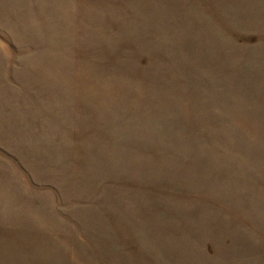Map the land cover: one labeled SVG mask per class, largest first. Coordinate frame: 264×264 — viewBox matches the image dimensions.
<instances>
[{"label":"rangeland","instance_id":"rangeland-1","mask_svg":"<svg viewBox=\"0 0 264 264\" xmlns=\"http://www.w3.org/2000/svg\"><path fill=\"white\" fill-rule=\"evenodd\" d=\"M0 264H264V0H0Z\"/></svg>","mask_w":264,"mask_h":264}]
</instances>
